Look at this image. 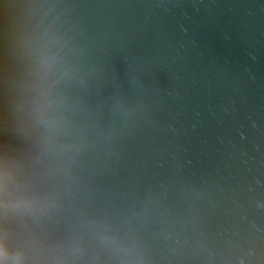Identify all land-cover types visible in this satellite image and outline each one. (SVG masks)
Segmentation results:
<instances>
[{
  "label": "water",
  "instance_id": "1",
  "mask_svg": "<svg viewBox=\"0 0 264 264\" xmlns=\"http://www.w3.org/2000/svg\"><path fill=\"white\" fill-rule=\"evenodd\" d=\"M0 264H264V0H0Z\"/></svg>",
  "mask_w": 264,
  "mask_h": 264
}]
</instances>
